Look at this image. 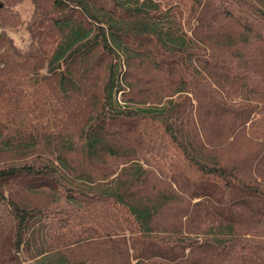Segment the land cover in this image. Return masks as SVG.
<instances>
[{
  "label": "trees",
  "instance_id": "trees-1",
  "mask_svg": "<svg viewBox=\"0 0 264 264\" xmlns=\"http://www.w3.org/2000/svg\"><path fill=\"white\" fill-rule=\"evenodd\" d=\"M0 264H264V0H0Z\"/></svg>",
  "mask_w": 264,
  "mask_h": 264
},
{
  "label": "rangeland",
  "instance_id": "rangeland-1",
  "mask_svg": "<svg viewBox=\"0 0 264 264\" xmlns=\"http://www.w3.org/2000/svg\"><path fill=\"white\" fill-rule=\"evenodd\" d=\"M13 11L20 14L21 19L25 23L30 15L31 5L29 1L13 8ZM7 35L12 39L16 48H24L28 43L27 34L24 32L23 27L20 28H4Z\"/></svg>",
  "mask_w": 264,
  "mask_h": 264
}]
</instances>
